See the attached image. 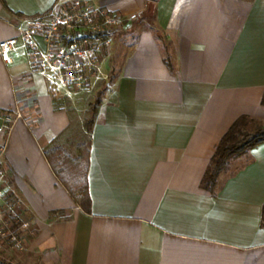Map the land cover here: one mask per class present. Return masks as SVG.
I'll list each match as a JSON object with an SVG mask.
<instances>
[{
  "label": "crops",
  "instance_id": "0c3cea01",
  "mask_svg": "<svg viewBox=\"0 0 264 264\" xmlns=\"http://www.w3.org/2000/svg\"><path fill=\"white\" fill-rule=\"evenodd\" d=\"M59 1L0 0V41ZM89 1L127 22L86 89L57 92L58 76L32 71L23 46L11 62L0 54V181L32 222L25 249L3 257L264 264V142L232 160L213 191L202 183L236 120L264 123V0ZM102 90L85 209L44 147Z\"/></svg>",
  "mask_w": 264,
  "mask_h": 264
},
{
  "label": "built area",
  "instance_id": "2783aa9c",
  "mask_svg": "<svg viewBox=\"0 0 264 264\" xmlns=\"http://www.w3.org/2000/svg\"><path fill=\"white\" fill-rule=\"evenodd\" d=\"M126 22L124 16L89 0H61L51 11L31 19L20 36L1 40L0 54L4 61L11 62V53L23 46L32 71L53 72L67 89L84 90ZM17 116L22 114L18 112ZM5 120L12 118L6 116ZM2 173L0 168V176ZM3 194L0 190V244L7 240L22 248L23 233H18L29 230L32 222L22 218L18 207ZM14 221L18 223L17 232Z\"/></svg>",
  "mask_w": 264,
  "mask_h": 264
},
{
  "label": "trees",
  "instance_id": "16d2710c",
  "mask_svg": "<svg viewBox=\"0 0 264 264\" xmlns=\"http://www.w3.org/2000/svg\"><path fill=\"white\" fill-rule=\"evenodd\" d=\"M102 93L103 90L98 93L95 102L84 112L82 118L72 115L70 128L44 147V153L56 175L85 209L89 208L90 201L87 174L92 130ZM251 121L248 117H240L224 134L204 174L202 183L205 188L213 191L219 175L229 169L232 160L247 155L251 149L264 142V127L252 131L244 129ZM10 202L18 207L21 217L24 218L25 213L18 203L13 198ZM0 264H12L3 257L1 250Z\"/></svg>",
  "mask_w": 264,
  "mask_h": 264
},
{
  "label": "rangeland",
  "instance_id": "374dc122",
  "mask_svg": "<svg viewBox=\"0 0 264 264\" xmlns=\"http://www.w3.org/2000/svg\"><path fill=\"white\" fill-rule=\"evenodd\" d=\"M95 81L93 80V83H94ZM61 84V83H60ZM60 84H58L57 83V85H55V89H56V91L57 92H59L60 94H63L64 93V91H66V90H70V89H67L66 87H64L62 84L60 85ZM96 100V99H95ZM95 102V101H94ZM25 114V113H24ZM26 115V114H25ZM33 126V125H32ZM258 127H264V123H262V122H249L245 127H244V129L245 130H248V131H252V130H255L256 128H258ZM235 167H236V164L234 165L233 163L232 164H230V171H233V169H235ZM229 171V172H230ZM2 176H3V173H2V175L0 176V180L2 179ZM0 190H3V192H4V198H5V200L7 199V200H10L12 197H11V195H10V193L4 188V187H2V183H1V181H0ZM17 221H14V230L17 232L18 230H19V228H15V227H17ZM27 231H29V230H27ZM27 231H19V233H18V235H20V234H22V236L24 237V242H23V244L21 245L22 246V248H18V247H16V246H13V245H10V243L7 241V240H4V242H3V244H0V250L2 251V252H4V251H7V250H9L10 248H14V249H20V250H24L25 249V247H26V243H27V241H26V239H27V236H28V232Z\"/></svg>",
  "mask_w": 264,
  "mask_h": 264
}]
</instances>
